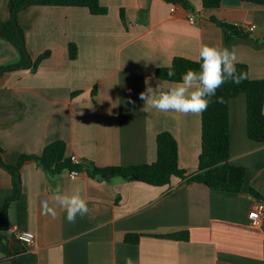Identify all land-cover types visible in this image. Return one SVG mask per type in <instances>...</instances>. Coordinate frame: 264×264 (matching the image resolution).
<instances>
[{"label":"crops","instance_id":"0c3cea01","mask_svg":"<svg viewBox=\"0 0 264 264\" xmlns=\"http://www.w3.org/2000/svg\"><path fill=\"white\" fill-rule=\"evenodd\" d=\"M192 11L165 0H100L108 14L86 8L29 6L18 15L33 61L46 52L36 70L20 68L0 77V148L2 161L17 164L22 155H37L56 141L67 144V156L98 167L152 164L157 136L177 140L179 166L198 171L201 114L183 116L145 111L139 94L145 80L155 87L157 68L175 57L199 60L202 45L235 49L253 80H264V5L246 0H221L204 10L202 0H188ZM9 0H0V20L9 19ZM174 9V11H172ZM124 10L125 22L121 19ZM194 16V22L190 17ZM211 17L239 27L256 25L247 38L226 40ZM77 57L70 59V44ZM19 61L16 48L0 40V67ZM96 90V93H94ZM230 163L247 171L243 192L235 194L189 184L174 177L171 185L152 186L115 178H92L86 171L51 174L35 160L20 170V194L14 200L13 176L0 165V211L6 210V244L0 264H264V218L259 225L249 212L264 196V144L247 130V98L229 101ZM59 187L79 188L89 213L68 223L63 209L56 216L42 212ZM7 201H9L7 203ZM264 202V201H262ZM188 231L189 241L154 237ZM31 232L35 243L20 241ZM127 234L142 235L139 244Z\"/></svg>","mask_w":264,"mask_h":264},{"label":"trees","instance_id":"16d2710c","mask_svg":"<svg viewBox=\"0 0 264 264\" xmlns=\"http://www.w3.org/2000/svg\"><path fill=\"white\" fill-rule=\"evenodd\" d=\"M168 3L181 5L184 9L192 11L193 7L188 0H165ZM264 5V0H246ZM60 6L86 8L92 15L104 16L108 14L107 7L101 5L100 0H9V19L0 20V40L13 45L19 54V61L6 67H0V77L12 70L29 68L36 70L39 64L50 56L46 52L33 61L27 51L25 33L18 21L19 13L29 6ZM221 0H202L204 10L218 9ZM121 19L125 22L124 10ZM212 22L219 25L225 32L227 41L233 37L247 38L251 33L244 27H239L211 17ZM264 42V38L260 39ZM69 56L71 60L77 57V46L70 44ZM237 70L247 74V79L240 84L225 83L217 90L216 96L211 97V103L206 111L201 114V153L199 156L198 171L188 174L179 166V153L176 138L169 132H162L157 136V158L152 164L133 165L129 167H98L94 163L75 165L71 157L67 156V144L56 141L47 145L42 155H22L14 166L6 165L2 161L3 150L0 148V165L5 167L13 176L14 194L9 199L14 200L20 194V170L29 160H35L41 167L51 174H60L64 171H86L89 176L107 182L115 178L125 181L141 182L152 186L171 185L174 177L189 184L198 183L210 189L240 194L247 171L244 167L230 163V120L229 101L241 94L247 98V130L248 137L258 143L264 144V80H253L246 64L237 63ZM174 70L175 75L168 76V71ZM188 69H199V60H189L175 57L170 66L156 69L155 75L163 81H179L182 74ZM96 93V90H94ZM223 102H218L220 98ZM248 193L259 201H264V196L255 189L250 188ZM7 201V203L9 202ZM8 230V217L6 210L0 211V250L10 257L11 253L6 244ZM154 237L177 241H189L188 231L169 235H155ZM142 235L127 234L125 242L139 244ZM16 264L15 257L12 258Z\"/></svg>","mask_w":264,"mask_h":264},{"label":"clouds","instance_id":"9594fccd","mask_svg":"<svg viewBox=\"0 0 264 264\" xmlns=\"http://www.w3.org/2000/svg\"><path fill=\"white\" fill-rule=\"evenodd\" d=\"M239 63L235 49L204 44L199 49V69L186 70L179 81H158L155 87L145 80L146 88L139 94L144 110L155 109L162 113H177L183 116L200 115L207 110L211 97L225 83L240 84L247 74L237 70ZM175 75L174 70L168 76ZM218 102H223L221 97ZM56 207L64 210L68 223H75L77 216L89 213L88 201L77 188L68 193L57 187L50 200L41 202L42 212L56 216ZM127 264H132L129 259Z\"/></svg>","mask_w":264,"mask_h":264},{"label":"built area","instance_id":"2783aa9c","mask_svg":"<svg viewBox=\"0 0 264 264\" xmlns=\"http://www.w3.org/2000/svg\"><path fill=\"white\" fill-rule=\"evenodd\" d=\"M172 11H174V9H172ZM190 21L192 23L194 22V16L190 17ZM246 29L252 33L255 31L256 25L249 26ZM71 160L75 165L81 164L79 159H77L75 156H72ZM69 174L71 177H77L81 174V171L73 170V171H70ZM248 217L254 225H259L264 218V202L262 201L257 202L253 206L252 210L249 212ZM18 237L20 241H22L23 243L27 245L31 246L35 243V235L31 232H20L18 234Z\"/></svg>","mask_w":264,"mask_h":264}]
</instances>
